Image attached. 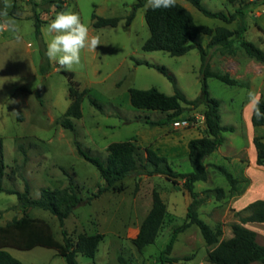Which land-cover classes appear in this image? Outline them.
<instances>
[{"label":"rangeland","instance_id":"rangeland-1","mask_svg":"<svg viewBox=\"0 0 264 264\" xmlns=\"http://www.w3.org/2000/svg\"><path fill=\"white\" fill-rule=\"evenodd\" d=\"M57 1L62 3L61 8L43 0H12L13 7L9 15L19 23L21 40L16 41L7 32L0 34V100L5 102L0 109V138L3 140L7 173L4 179L6 190L24 192L23 178L26 177L31 186L30 196L36 200L41 197L44 189H64L73 179L81 197L87 199L98 192L104 181L97 167L82 156L79 149L88 158L96 159L102 164L106 163L107 148L113 143L132 140L142 149L144 156L146 148L158 153L157 137L154 138L152 147L139 145L134 141L144 131L157 132L158 129L166 130L167 137L162 140L175 141L178 150L177 156L171 155L168 147H162L159 153L163 154L175 172H191V164L186 160V143L191 139L207 136L204 117L206 108L201 106L195 109L182 103L185 112L167 120V113L134 109L130 90L154 88L166 95L175 94V85L164 74L137 64L147 62L167 69L175 77L177 88L184 96L188 100H195L202 91L200 50H193L182 57H172L161 51H144L143 46L151 36L146 22V5L137 10L131 26L127 25V19L138 0ZM176 2L189 9L198 25L213 30L223 27L231 31L239 26L237 21L227 24L222 20L209 18L188 1ZM248 2L249 0H202L209 10L223 12L227 16L234 14L236 9ZM64 10L78 13L81 20L89 26L90 34L99 36L100 46L95 51L82 52L81 66L68 71L59 69L57 64L51 62L48 74L43 76L34 15L37 13L44 22L41 31L47 45L49 37L45 28L58 12ZM246 13L245 38L264 51V46L257 41V27L264 28V14L262 18H257L249 15L248 10ZM94 15L121 20L117 27L97 29L94 27ZM199 38L206 47L212 39L205 35ZM234 50L233 56L223 54L218 48L209 50L211 70L213 68L217 73L224 74V68L234 61L244 64L251 61L237 40ZM238 67H231L230 70ZM63 70L73 73L80 89L88 91L82 103V118L72 120L75 131L61 125L71 104L70 83L62 73ZM239 74L242 75L243 70ZM261 81L262 79L256 80L255 86L258 87ZM207 84L211 97L221 103L222 124L239 128L236 130L233 127V132L223 134L225 142L221 149L212 158L205 160L209 173L207 182L195 184V191L201 198L206 197L205 191L212 190L197 209L200 218L214 230H221V239L226 240L233 235L232 225L239 223L240 216L244 215V206L257 199L264 200V166L256 165L257 151L252 143L254 140L251 141L254 135L253 139L263 138L264 142V127L259 130L255 128L251 122V114L249 123L241 116L243 105L249 103L248 94L255 93L254 90L230 87L213 78L208 79ZM261 98L264 99V89ZM180 119L188 120L190 125L175 130L172 123ZM160 121L163 122L161 126L152 124ZM254 128L258 132L255 133ZM142 137L152 136L148 133ZM217 163L239 181L236 189H232L224 176L214 169ZM149 171H152V167L145 164L118 184L123 186L122 192H105L91 205L77 209L66 220L64 228L71 239L76 240L81 234H102L105 237L96 258L93 260L78 255V264H211L208 252L212 248L206 245L196 226L178 235L171 254L167 256L168 260L178 258L180 261H161V254L170 242L174 230L186 222L187 209L192 199L183 179L172 180L159 174L150 176ZM216 189L224 191L220 198ZM154 192L159 193L167 205L165 223L155 244L139 252L133 241L152 210ZM18 204L17 195L0 193V226L23 216ZM26 214L48 222L56 239L63 241L62 228L51 212L32 209ZM6 250L23 264H67L52 249Z\"/></svg>","mask_w":264,"mask_h":264},{"label":"trees","instance_id":"trees-1","mask_svg":"<svg viewBox=\"0 0 264 264\" xmlns=\"http://www.w3.org/2000/svg\"><path fill=\"white\" fill-rule=\"evenodd\" d=\"M47 3L54 4L57 8H61V2L57 0H43ZM190 2L195 8L202 12L205 16L213 19H219L227 24L234 21L239 23L235 31L227 28H217L213 30L206 26L198 25L192 13L179 2H176L175 7L168 9L152 10L147 8L146 22L150 30L151 36L143 46L146 52H166L172 57H182L193 50H200L201 53V76H202V91L195 100H188L184 94L177 88L176 79L167 69L153 65L147 62H137L138 65H145L149 68H154L164 74L174 85L176 92L174 95H166L157 89L150 90H130L131 105L136 110L154 111L167 113V120H172L183 114L185 108L182 103L192 108L204 106L205 120L207 128V136L203 138L193 139L188 143V158L192 167L189 173L175 172L168 163V160L160 156L157 152L150 148L142 149L131 141L124 143H113L107 148L108 157L106 163L102 164L96 159H91L79 149V152L90 163L95 165L99 170L100 176L104 184L99 187L98 192L84 199L80 195V191L75 186L73 179L68 187L59 190L44 189L39 199L31 198V186L26 177L23 178L25 183L24 192L8 191L4 187V179L6 178V166L3 155V140L0 138V193H7L18 196V207L25 212L30 209H41L51 212L59 221L62 228L63 241L56 239L52 227L44 220L33 218L26 213L21 218H14L6 226H0V264H23L15 259L6 249L14 248L22 251H31L35 248H46L56 251V254L64 258L67 264H78V255L86 256L90 259H95L99 251V246L104 240V235L81 234L76 240L71 239L70 234L65 230V222L69 219L77 209L89 206L94 200L100 198L105 192L110 190L114 192H122L123 186L118 184L123 182L131 174L137 172L145 164L152 167V171L148 175L156 174L164 175L172 180L183 179L185 188L189 193L192 202L187 209L186 222L177 227L172 235L166 249L161 254L163 263H177L178 258L168 260L173 250L174 244L179 234L185 232L192 226H196L206 245L212 248L208 252L209 262L211 264H252L260 262L264 264V245L257 242V234L245 227L246 224H264V200H256L247 206L240 216L239 223L232 225V237L230 239H221V230H214L198 213V207L206 201L208 194L212 190L204 192L205 198H201L200 194L195 191V184L199 182H207L209 178L208 166L205 163L207 157L215 153L225 142L224 133L233 132L234 128L222 124L220 113L221 103L219 100L211 97L208 79H217L228 86H241V83L228 74H220L212 72L209 61V50L218 48L223 54L235 55L234 44L236 40L243 48L247 56L256 60L258 63L264 64V51L255 44L249 42L245 38L247 32L246 19L247 9L250 6H258L264 3L263 1L255 0L239 7L236 12L227 16L223 12H213L206 8L202 0H185ZM145 1H139L133 6V11L127 19V25L131 26L136 12L139 8L145 7ZM35 34L40 42V54L42 58L41 73L46 76L50 70L51 62L45 55L46 43L42 38L43 21L39 15L35 13ZM121 19L119 18H101L94 15V27H117ZM211 36L212 39L209 45L204 48L198 41L200 36ZM70 83L69 99L70 107L65 113V117L61 122L63 128L70 131H75V125L72 120L81 119L82 103L88 93L87 90H81L79 83L74 80L73 73L62 71ZM40 98V96H39ZM92 104L96 105L95 101ZM260 108L264 111V99L260 98ZM252 125L255 128L264 127V119L257 120L252 114ZM152 123L153 125H162ZM254 146L257 151L256 165L264 166V142L263 138L256 137ZM216 169L231 185L232 189H236L239 181L225 167L215 165ZM176 183V181H173ZM215 192L220 198L224 191L216 189ZM167 214V205L159 193L153 194V207L149 215L143 222L140 232L133 243L139 252H143L147 247L154 245L161 231Z\"/></svg>","mask_w":264,"mask_h":264},{"label":"clouds","instance_id":"clouds-1","mask_svg":"<svg viewBox=\"0 0 264 264\" xmlns=\"http://www.w3.org/2000/svg\"><path fill=\"white\" fill-rule=\"evenodd\" d=\"M176 0H146V7L152 10L175 7ZM12 0H2L0 4V34L9 33L16 41L21 40V29L14 17L9 15ZM45 33L49 37L45 55L48 60L68 71L82 65V52L95 51L100 46L99 36L91 35L89 26L80 15L71 10L60 11L47 24ZM58 69V70H59ZM249 104L257 120L264 119L260 108V97L250 92Z\"/></svg>","mask_w":264,"mask_h":264},{"label":"crops","instance_id":"crops-1","mask_svg":"<svg viewBox=\"0 0 264 264\" xmlns=\"http://www.w3.org/2000/svg\"><path fill=\"white\" fill-rule=\"evenodd\" d=\"M255 0H249V2H253ZM248 2V3H249ZM183 5V4H182ZM184 6V5H183ZM186 7V6H184ZM187 8V7H186ZM188 9V8H187ZM189 10V9H188ZM237 10V9H236ZM248 14L249 15H252L254 17H257V18H262L263 14H264V3L261 4V5H258V6H250L248 9ZM44 25V22L42 24V27ZM257 31H258V37H257V41L260 45H263L264 46V28L263 26H258L257 27ZM203 36V35H202ZM197 41L204 47L206 48V44L204 42H201L200 41V38L198 37ZM211 39L209 40V43H210ZM251 61L249 63H240V62H232L230 63V65H228L227 68H224V74H229V76L237 81H239L241 83V86H230V87H239V88H247L248 90H254V92L256 94L259 95V97L261 98V93H262V90L264 89V79H263V73H264V64H261V63H258L256 60L254 59H250ZM202 65V64H201ZM239 66L237 69L233 70L234 68H232V70H230L231 67H237ZM201 69V68H200ZM243 70V74L240 75V71ZM260 71V72H259ZM212 72H216L215 69L212 68ZM258 79H262L260 85L258 87L255 86V81L258 80ZM243 83V85H242ZM228 86V85H227ZM5 103L3 102V100H0V109H1V106L2 104ZM233 113V112H232ZM250 114H251V119H252V114H253V110L250 106L249 103H246L243 105L242 109H241V116H242V119L245 121H247L249 123V119H250ZM252 122V121H251ZM161 126V125H160ZM159 127V126H158ZM236 130H238L239 128L238 127H235L233 126ZM263 127H260L258 128L261 129ZM256 132H258V130H256L255 128L253 129ZM146 132V133H145ZM150 134L152 137H148V138H143L142 135H145V134ZM235 134V133H233ZM142 137V138H141ZM147 137V136H146ZM157 137L159 139V145L158 146V149L159 150H162L163 148L162 147H168L171 155L173 156H177L178 154V150H177V145H176V142L171 140V139H165V140H162L163 137H167L166 136V130H162V129H158L157 132H150V131H144L143 133H141L139 136H137V138H135V142L138 143L139 145H144V146H147V147H152L153 144H154V138ZM254 135L252 136L251 138V141H253ZM197 139V138H196ZM193 140V139H191ZM189 140L187 143H186V147H187V151H186V160H189L188 158V154H189V151H188V143L191 141ZM132 141V140H131ZM253 145H254V142H252ZM221 149V147H220ZM158 150V154L159 155H163V154H160ZM215 153H213L212 155H210L209 157L206 158L209 159V158H212V156L214 155ZM257 154V153H256ZM164 157V156H163ZM257 160V159H256ZM206 164H208L206 162ZM216 165H220V164H216ZM222 166V165H220ZM259 167V166H258ZM189 173V172H187ZM6 176H7V173H6ZM201 183H204V182H201ZM6 189V188H5ZM264 192V190H262ZM258 200V199H257ZM256 201V200H255ZM254 201L248 203L247 205L244 206V209L249 206L251 203H253ZM20 209V208H19ZM32 210V209H30ZM28 210V211H30ZM20 211L23 213V215L28 212V211H24L23 209H20ZM37 219H40V218H37ZM43 220V219H41ZM6 226V225H5ZM3 227V226H1ZM246 228H248L249 230H252L254 231L256 234H257V242L260 244V245H264V224H252V223H248L245 225ZM252 264H262L260 262H255V263H252Z\"/></svg>","mask_w":264,"mask_h":264},{"label":"built area","instance_id":"built-area-1","mask_svg":"<svg viewBox=\"0 0 264 264\" xmlns=\"http://www.w3.org/2000/svg\"><path fill=\"white\" fill-rule=\"evenodd\" d=\"M189 125H190L189 121L188 120H185V119H180V120L174 121L172 123V127L175 130L187 128V127H189Z\"/></svg>","mask_w":264,"mask_h":264}]
</instances>
